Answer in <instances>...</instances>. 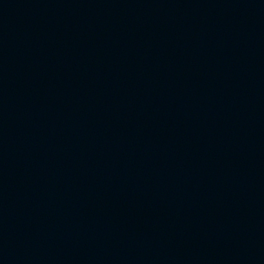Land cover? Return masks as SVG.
<instances>
[{
  "label": "water",
  "instance_id": "95a60500",
  "mask_svg": "<svg viewBox=\"0 0 264 264\" xmlns=\"http://www.w3.org/2000/svg\"><path fill=\"white\" fill-rule=\"evenodd\" d=\"M264 178V0H0V213Z\"/></svg>",
  "mask_w": 264,
  "mask_h": 264
}]
</instances>
